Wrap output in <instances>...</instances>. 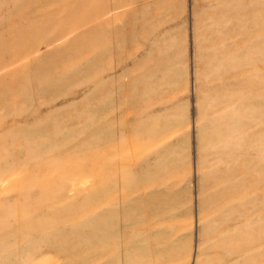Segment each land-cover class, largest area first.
I'll list each match as a JSON object with an SVG mask.
<instances>
[{
    "label": "rangeland",
    "instance_id": "374dc122",
    "mask_svg": "<svg viewBox=\"0 0 264 264\" xmlns=\"http://www.w3.org/2000/svg\"><path fill=\"white\" fill-rule=\"evenodd\" d=\"M0 264H264V0H0Z\"/></svg>",
    "mask_w": 264,
    "mask_h": 264
}]
</instances>
